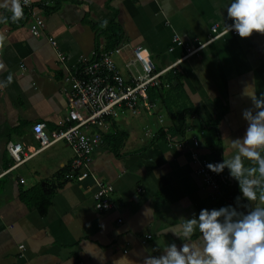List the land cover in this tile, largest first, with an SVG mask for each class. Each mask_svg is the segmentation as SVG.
I'll use <instances>...</instances> for the list:
<instances>
[{
	"label": "crops",
	"instance_id": "0c3cea01",
	"mask_svg": "<svg viewBox=\"0 0 264 264\" xmlns=\"http://www.w3.org/2000/svg\"><path fill=\"white\" fill-rule=\"evenodd\" d=\"M28 1L44 23L38 37L29 32L25 8L12 22L0 4V16L9 18L0 22V82L11 76V83L0 88V264H142L147 254H160L154 248L175 243L179 249L182 241L171 231L180 217L221 208L222 191L216 196L196 171L230 157L226 136L243 137L247 124L241 113L251 101L240 94L253 80L257 95L264 92V35L226 34L182 60L163 76L175 78L176 88L161 89L164 96L150 100L155 105L150 113H120L92 154L89 177L77 182L65 179L73 154L63 143L8 171L14 164L9 143L30 150L37 145L34 124L43 123L51 132L66 115L68 85L57 53L72 67L91 59L94 51L121 44L125 48L113 61L129 80L124 62L130 47L141 46L160 71L184 56L185 47L208 41L212 26L222 31L230 25L231 0ZM111 26L116 35L105 30ZM173 37L184 46L173 45ZM114 132L124 137L116 156L104 142ZM43 182L53 193L40 213ZM99 182L112 189L114 207L106 212L93 205ZM226 203L237 207L236 199ZM142 249L149 252L138 256Z\"/></svg>",
	"mask_w": 264,
	"mask_h": 264
},
{
	"label": "built area",
	"instance_id": "2783aa9c",
	"mask_svg": "<svg viewBox=\"0 0 264 264\" xmlns=\"http://www.w3.org/2000/svg\"><path fill=\"white\" fill-rule=\"evenodd\" d=\"M21 3L31 18L29 25L31 36H40L44 29L42 18L29 6L28 0L26 3L21 0ZM226 34L238 36L234 31L226 33L225 29L218 31L216 26H212L208 41L199 43L192 49L185 47L184 56L160 71L155 70L146 49L141 46H132L130 57L124 62L129 73V80L123 78L113 61V56H120L125 48L121 44H117L111 50L94 51L91 59H82L72 67L67 66L65 57L61 53H57L58 61L66 74L64 81L68 85L65 92L66 115L61 119L59 128L51 132H46L43 123L34 124L31 130L37 145L30 150L24 149L19 143H9L6 149L14 164L8 171L48 147L63 143L71 149L73 154L65 179L77 182L87 179L90 175L88 168L92 162V154L102 145L103 136L113 120L122 112L130 115H137L141 109L147 113L152 112L155 105L148 98V90L169 89V82L163 78L167 72L175 69L182 60L195 54L209 42ZM171 42L176 46H184L177 37H173ZM48 43L56 49L54 39L48 38ZM169 51H172V48H169ZM169 142L176 146L182 143ZM190 142L193 145L197 143L195 139H191ZM191 159L196 160L197 155L192 154ZM196 173L216 196L221 195V185L216 173L209 171L203 165L197 169ZM111 192L110 186L101 182L97 184V189L92 196L96 211L106 212L114 207L110 200Z\"/></svg>",
	"mask_w": 264,
	"mask_h": 264
},
{
	"label": "clouds",
	"instance_id": "9594fccd",
	"mask_svg": "<svg viewBox=\"0 0 264 264\" xmlns=\"http://www.w3.org/2000/svg\"><path fill=\"white\" fill-rule=\"evenodd\" d=\"M0 4L11 13L12 22L23 17L21 0H2ZM226 13L232 21L225 25L226 33L234 31L241 39L264 35V0H231ZM8 19L0 16L2 23ZM106 25L104 21L101 26ZM9 83L11 76L0 82V88ZM240 96L251 101V107L241 113L247 124L245 133L236 139L226 136L230 157L206 165L216 174L228 169L230 177L238 183L237 207L201 209L198 217H180L171 231L182 241L179 249L175 243L165 244L162 250L154 248L151 251L160 254H147L142 264H264V92L257 95L253 80L245 83ZM145 252L149 250L142 249L137 255Z\"/></svg>",
	"mask_w": 264,
	"mask_h": 264
},
{
	"label": "trees",
	"instance_id": "16d2710c",
	"mask_svg": "<svg viewBox=\"0 0 264 264\" xmlns=\"http://www.w3.org/2000/svg\"><path fill=\"white\" fill-rule=\"evenodd\" d=\"M105 30L109 31L112 35H116V33H114L113 26ZM174 79L175 78L168 79V82L170 84V87H169L170 89L176 88L172 85V80ZM162 96H164V93L161 92L160 90H157V89L148 90V98L151 101H153L152 99L156 97L161 98ZM123 140H124L123 135L117 132H114L104 137V142L109 145L110 152H112V154L115 156L120 150V148L122 147ZM217 175L220 181V185H221L220 187H221V191L223 194V197L219 199L218 204H220L221 207H226L228 206V204L226 203V200L233 201L234 199H236L237 196L240 195L238 183L230 177L228 171L224 170L222 173L217 174ZM40 188L41 189L39 191V199L37 200V204L39 205L38 206L39 212L43 213L49 203V199L53 193V188L51 187L50 184H48V182H43Z\"/></svg>",
	"mask_w": 264,
	"mask_h": 264
}]
</instances>
